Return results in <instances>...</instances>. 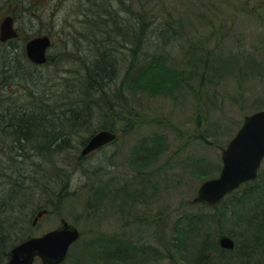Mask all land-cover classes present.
I'll return each instance as SVG.
<instances>
[{
	"label": "rangeland",
	"instance_id": "1",
	"mask_svg": "<svg viewBox=\"0 0 264 264\" xmlns=\"http://www.w3.org/2000/svg\"><path fill=\"white\" fill-rule=\"evenodd\" d=\"M167 1L168 10L160 0L151 4L174 25L184 22L166 47L169 58L163 62L172 78L185 69L180 86L174 92L162 88L161 94L129 95L128 107L122 99L125 115L132 105L133 115L144 122L132 133L117 131V140L102 150L81 156L84 141L99 131L95 123L47 164L35 156L31 161L33 175L37 164L47 169L39 166L36 181L42 188L38 184L32 192L28 212L31 206L40 207L29 218L40 208L49 209L47 203L54 211L30 226L29 236L22 239L43 235L63 221L74 225L81 238L64 264H264V251L258 249L264 245L256 240L254 228L264 222V161L258 179L229 194L223 205L209 209L194 203L200 185L220 175L222 153L245 117L264 109V0ZM17 2L0 0V25L12 11L23 9ZM59 6L62 16L76 4L67 0ZM37 15L30 9L15 21L19 38L11 44L0 42V57L10 53L21 58L29 40L56 31V19ZM62 52L60 45L53 47V60L40 66L26 55L28 71L38 75L27 73L37 75V80L67 72L53 65ZM64 187L66 196L60 202L62 194L54 196ZM190 212L214 218L205 226L201 242L180 240L181 234H176L177 221ZM221 233L234 238V251L220 248ZM124 242L131 251L125 250ZM203 248L210 257L206 262L197 256Z\"/></svg>",
	"mask_w": 264,
	"mask_h": 264
},
{
	"label": "trees",
	"instance_id": "2",
	"mask_svg": "<svg viewBox=\"0 0 264 264\" xmlns=\"http://www.w3.org/2000/svg\"><path fill=\"white\" fill-rule=\"evenodd\" d=\"M66 1L19 0L16 4L23 9L12 11V17L18 22L31 9L41 19H56V31L47 33L53 39L51 50L60 45L63 52L53 65L63 66L67 72L36 80L37 72L28 71L25 52L21 58L10 53L0 57V264H7L14 244L29 236L37 215L30 219L29 214L40 207L31 206L28 212L34 199L32 192L39 184L36 179L41 175L40 167L47 169L37 164L33 175L30 166L34 156L47 164L54 153L72 147L76 136L93 130L95 123L99 131L134 132L144 121L133 115L132 105L125 115L122 99L128 107L132 101L129 95L173 91L184 79L181 77L185 69L172 78L163 64L168 57L166 47L174 42L177 28L184 22L176 26L171 17H160L152 0H68L76 4L75 8L59 16V5ZM160 2L169 9L167 0ZM49 58L46 65L53 55ZM208 61L207 57L205 63ZM65 190L66 187L54 197L62 194L61 202ZM101 192L102 189L98 193ZM225 200L214 207H204L215 209ZM50 204L45 205L50 210L44 209L53 212ZM213 220L190 212L177 221L176 234H181L180 240L189 237L201 242L205 226ZM253 224L247 223L251 227ZM255 227L256 240L264 245V222ZM124 245L126 251L132 250L126 242ZM205 248L197 255L201 261L210 258ZM114 253H118L117 248Z\"/></svg>",
	"mask_w": 264,
	"mask_h": 264
},
{
	"label": "water",
	"instance_id": "3",
	"mask_svg": "<svg viewBox=\"0 0 264 264\" xmlns=\"http://www.w3.org/2000/svg\"><path fill=\"white\" fill-rule=\"evenodd\" d=\"M19 37L12 16H7L0 25V42L6 43ZM53 45L49 35L35 37L26 44L27 58L35 65H44ZM117 134L109 130L95 133L85 143L82 157L113 143ZM264 160V109L245 117L236 136L229 142L222 153L223 167L217 178L203 182L194 199V203H202L213 207L221 203L225 197L238 190L243 184L256 180ZM48 210L37 213L33 225L36 226ZM81 233L74 225L63 221L58 228L40 236H34L14 246L10 251L7 264H35L40 259L43 264H63L70 248L79 241ZM218 244L222 249L233 251L236 247L234 239L229 235L219 236Z\"/></svg>",
	"mask_w": 264,
	"mask_h": 264
}]
</instances>
